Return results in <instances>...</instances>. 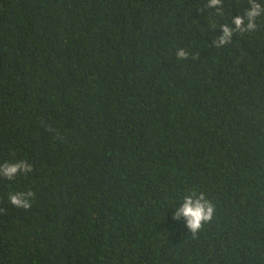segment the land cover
Segmentation results:
<instances>
[{
  "label": "trees",
  "instance_id": "1",
  "mask_svg": "<svg viewBox=\"0 0 264 264\" xmlns=\"http://www.w3.org/2000/svg\"><path fill=\"white\" fill-rule=\"evenodd\" d=\"M26 159L0 264H264V0H0V165Z\"/></svg>",
  "mask_w": 264,
  "mask_h": 264
},
{
  "label": "clouds",
  "instance_id": "2",
  "mask_svg": "<svg viewBox=\"0 0 264 264\" xmlns=\"http://www.w3.org/2000/svg\"><path fill=\"white\" fill-rule=\"evenodd\" d=\"M219 3L220 0H211V5H217ZM261 11V6L254 4L253 8L247 13L249 17L248 30L255 28L254 18L259 15ZM234 22L237 27L240 28L243 24V18L238 17ZM224 32L225 36L221 43L227 41L232 35V30L227 25L224 26ZM185 55L186 54L183 51L179 52L181 58L185 57ZM21 170H23L25 174L33 170L32 165L27 163V159L25 161H14L0 165V175L8 177L9 180L16 178ZM34 195L35 194L30 190L27 192L18 191L10 195L9 199L11 203L18 208L30 209L32 203L31 199H28V197L34 198ZM214 211V205L205 198L203 193H199L198 198L195 200L191 196L185 197L183 203L175 212L173 219L178 220L183 216L187 222L186 227L195 233L202 227L204 222L213 219Z\"/></svg>",
  "mask_w": 264,
  "mask_h": 264
}]
</instances>
